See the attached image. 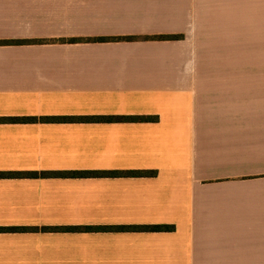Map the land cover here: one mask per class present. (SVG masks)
Returning <instances> with one entry per match:
<instances>
[{
    "label": "crops",
    "instance_id": "1",
    "mask_svg": "<svg viewBox=\"0 0 264 264\" xmlns=\"http://www.w3.org/2000/svg\"><path fill=\"white\" fill-rule=\"evenodd\" d=\"M258 34L264 0H0V117H158L0 122V172H93L1 177L0 264H264V59L222 56Z\"/></svg>",
    "mask_w": 264,
    "mask_h": 264
},
{
    "label": "trees",
    "instance_id": "2",
    "mask_svg": "<svg viewBox=\"0 0 264 264\" xmlns=\"http://www.w3.org/2000/svg\"><path fill=\"white\" fill-rule=\"evenodd\" d=\"M152 39H179L182 35H158L152 36ZM123 38H96L92 40H120ZM77 39H71L76 41ZM4 42H21V41H0ZM157 116H90V117H0V122H11V123H27V122H149L157 121ZM93 174V172H0L1 177H52L60 175H87ZM118 174V173H114ZM134 175H155V171H146L145 173H128ZM99 228H115V229H147V230H172V225H145V226H111V227H99Z\"/></svg>",
    "mask_w": 264,
    "mask_h": 264
},
{
    "label": "rangeland",
    "instance_id": "3",
    "mask_svg": "<svg viewBox=\"0 0 264 264\" xmlns=\"http://www.w3.org/2000/svg\"><path fill=\"white\" fill-rule=\"evenodd\" d=\"M247 41L246 50L223 51L222 56L233 58L238 57L240 54L241 57H246L247 59H264V34L251 35Z\"/></svg>",
    "mask_w": 264,
    "mask_h": 264
}]
</instances>
